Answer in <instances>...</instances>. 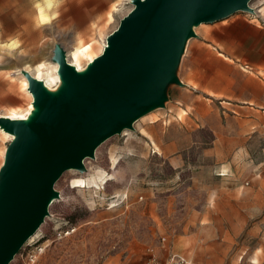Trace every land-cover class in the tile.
<instances>
[{
    "label": "rangeland",
    "instance_id": "1",
    "mask_svg": "<svg viewBox=\"0 0 264 264\" xmlns=\"http://www.w3.org/2000/svg\"><path fill=\"white\" fill-rule=\"evenodd\" d=\"M130 2L80 0L69 27L36 3L20 14L35 29L13 38L0 28V116L32 112L22 71L37 78L44 66L40 78L59 93L56 48L86 69ZM250 7L196 27L173 67L181 85L164 81L163 106L102 143L85 171L60 176L48 215L10 264H167L173 253L264 264V0ZM86 46L90 56L79 57ZM11 140L0 133V169Z\"/></svg>",
    "mask_w": 264,
    "mask_h": 264
},
{
    "label": "water",
    "instance_id": "2",
    "mask_svg": "<svg viewBox=\"0 0 264 264\" xmlns=\"http://www.w3.org/2000/svg\"><path fill=\"white\" fill-rule=\"evenodd\" d=\"M251 1H137L85 77L66 63L64 49L56 48L65 91L48 93L31 79L30 90L43 110L40 119L30 127L0 120L18 135L0 174V264H10L44 221L65 171H85L83 161L94 158L102 143L163 106L164 81L181 85L173 67L183 41L195 37L192 27L248 12Z\"/></svg>",
    "mask_w": 264,
    "mask_h": 264
},
{
    "label": "bare ground",
    "instance_id": "3",
    "mask_svg": "<svg viewBox=\"0 0 264 264\" xmlns=\"http://www.w3.org/2000/svg\"><path fill=\"white\" fill-rule=\"evenodd\" d=\"M137 1H144V0H131V2H130V4L132 5V7H133V9H132V11L130 12V14L136 9V2ZM249 9H250V11H248V13H255V11H254V9H252L251 7H250V3H249ZM127 17V16H126ZM43 21L45 20V17H43L42 16V18H41ZM200 25H202V24H199V25H194L193 27H192V31L194 32V34H195V36H197L196 35V31H195V29H196V27H198V26H200ZM120 28V25H119V27H118V29ZM118 29L116 30V31H114L111 35H113L114 33H116L117 31H118ZM110 35V36H111ZM110 36L108 37V39H107V41H106V45H104V51H103V53L99 56V57H97L96 59H92L91 61H90V63L88 64V66L86 67V69H84V70H82L80 67H78L77 65H71V64H69L68 63V59H67V55H66V52L64 51V58H65V61H66V63L69 65V66H71L72 68H74V70L76 71V73L80 76V77H85L88 73H89V71H90V69L92 68V66L94 65V62L98 59V58H100L101 56H103L104 55V53H105V51L110 47V43H109V38H110ZM188 40H190V38H188V39H185L184 41H183V43H182V50H185V48H186V45H187V43H188ZM92 51V47L91 46H86V47H83V48H81L80 49V52H79V57H88V56H90L89 55V53ZM93 56V55H92ZM54 57H55V54L53 53V58H52V60H53V62L58 66V67H55V71H56V77L55 78H53V80L55 81V82H57V81H60V83H61V86H62V89H61V91L58 93L59 95L63 92V91H65V89H66V83H65V81H64V79H63V76H62V74H61V65L58 63V62H56L55 60H54ZM77 57V56H76ZM89 59V58H88ZM74 64V63H73ZM42 67H44V66H38L37 68H36V71H37V73L39 74V76H37V78H35L34 76H32V73H30L29 71L30 70H28V72H26V71H22V75L26 78L25 79V81L23 82V86H24V88H25V90L27 91V94H28V96L32 99V106H33V108H32V112L30 111V110H28V109H26V110H24L23 111V113H22V115L20 116V117H13V116H7L8 118H4V117H1L0 116V120H9V121H21V122H23L26 126H28V127H30V126H33L39 119H40V117L42 116V114H43V110H42V108L40 107V106H38L37 105V98H36V96H35V94L34 93H32L31 92V90H30V80L31 79H33V80H35L36 82H38L39 84H41L42 86H43V88L45 89V91H47L48 93H51V89L50 88H48V83L46 82L45 83V81L44 80H42L41 78H40V75H42L43 74V71H45ZM9 114V113H8ZM16 116H17V114H15ZM139 119H136L134 122H133V125H132V128H125L122 132H121V134L124 132V131H126V130H134V126H135V124H136V122L138 121ZM0 133L3 135V136H6V135H8V136H11L12 137V140H11V144H13L17 139H18V135L15 133V132H13V131H11V130H9V129H7L5 126H3L2 124H0ZM120 134V135H121ZM9 150H10V148H8L7 150H6V153H5V159H4V164H3V166L1 167V169H0V174H1V171H2V169L5 167V165H6V163H7V159H8V155H9ZM88 159H91V158H86L84 161H83V164L85 163V161L86 160H88ZM71 170H74V169H71ZM71 170H69V171H71ZM76 171V170H75ZM1 176V175H0ZM53 199L54 198H52L51 200H50V202H49V204H48V206H47V211L49 212V208H50V206L53 204ZM44 222V221H43ZM32 237V236H31ZM30 237V238H31ZM29 238V239H30Z\"/></svg>",
    "mask_w": 264,
    "mask_h": 264
},
{
    "label": "crops",
    "instance_id": "4",
    "mask_svg": "<svg viewBox=\"0 0 264 264\" xmlns=\"http://www.w3.org/2000/svg\"><path fill=\"white\" fill-rule=\"evenodd\" d=\"M48 1L52 2L51 8L47 4ZM36 3L44 9V12L51 15L52 21L61 22L64 27H69L72 25L73 13L80 0H0L2 17L0 28L3 30V35L15 38L14 35L18 34V31L20 33L24 28L35 29L33 20H28L24 25L25 22L20 14H32L39 11V8L37 10L35 8ZM84 184H86L84 180H78L74 183L75 187H83Z\"/></svg>",
    "mask_w": 264,
    "mask_h": 264
},
{
    "label": "built area",
    "instance_id": "5",
    "mask_svg": "<svg viewBox=\"0 0 264 264\" xmlns=\"http://www.w3.org/2000/svg\"><path fill=\"white\" fill-rule=\"evenodd\" d=\"M167 264H192V262L185 256L173 253Z\"/></svg>",
    "mask_w": 264,
    "mask_h": 264
}]
</instances>
